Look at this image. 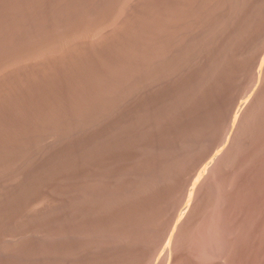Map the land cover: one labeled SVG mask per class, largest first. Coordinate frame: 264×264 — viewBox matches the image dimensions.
Instances as JSON below:
<instances>
[{
  "label": "rangeland",
  "instance_id": "rangeland-1",
  "mask_svg": "<svg viewBox=\"0 0 264 264\" xmlns=\"http://www.w3.org/2000/svg\"><path fill=\"white\" fill-rule=\"evenodd\" d=\"M0 264H264V0H0Z\"/></svg>",
  "mask_w": 264,
  "mask_h": 264
},
{
  "label": "bare ground",
  "instance_id": "bare-ground-1",
  "mask_svg": "<svg viewBox=\"0 0 264 264\" xmlns=\"http://www.w3.org/2000/svg\"><path fill=\"white\" fill-rule=\"evenodd\" d=\"M147 43V42H146ZM148 45V44H147ZM146 47V46H145ZM143 48V47H142ZM143 53V52H142ZM144 55H146V54H144ZM145 57H147V55L145 56ZM145 57H143V58H145ZM149 59V58H148ZM145 61H146V59H145ZM144 62V61H143ZM146 62H149V61H146ZM145 63V62H144ZM142 66H144V65H142Z\"/></svg>",
  "mask_w": 264,
  "mask_h": 264
}]
</instances>
